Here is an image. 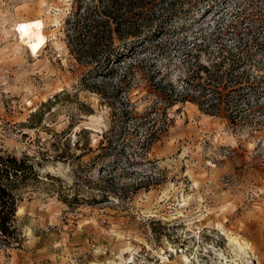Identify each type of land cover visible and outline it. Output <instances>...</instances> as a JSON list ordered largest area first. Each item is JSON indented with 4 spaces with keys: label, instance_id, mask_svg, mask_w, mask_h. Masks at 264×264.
<instances>
[{
    "label": "rangeland",
    "instance_id": "374dc122",
    "mask_svg": "<svg viewBox=\"0 0 264 264\" xmlns=\"http://www.w3.org/2000/svg\"><path fill=\"white\" fill-rule=\"evenodd\" d=\"M72 1L0 0V154L35 169L0 264H264V0H185L106 80L70 53ZM152 106L170 121L146 149L131 110Z\"/></svg>",
    "mask_w": 264,
    "mask_h": 264
},
{
    "label": "trees",
    "instance_id": "16d2710c",
    "mask_svg": "<svg viewBox=\"0 0 264 264\" xmlns=\"http://www.w3.org/2000/svg\"><path fill=\"white\" fill-rule=\"evenodd\" d=\"M184 1L73 0L72 10L65 20L70 53L86 65L90 64L96 74L106 80L113 75L116 65L124 61H129V63L139 61L141 50L163 44L160 34L163 32L164 23L181 10L180 6ZM202 46V43H194L187 49L188 54L195 57L196 53L192 52L200 51ZM237 62L239 64L240 59ZM196 65L194 76L200 79L203 75L199 72H205L204 78L210 84L209 89H206L207 87L204 89L203 96L208 95L204 101L220 106L226 96L223 90H226L227 86L223 85L218 90L211 84H220L225 73H219L216 69L209 70L202 63ZM120 84H123V80ZM121 86L123 85H118V89H121ZM94 90L100 93L98 88ZM163 92L162 94L166 96L163 97L166 104L179 100L183 94L179 90L176 91L174 87L170 90L165 89ZM128 111L127 109L126 112ZM131 112L135 122L149 124L147 134L140 143L141 147L148 149L151 144L160 140L168 132V120L170 119L165 111L159 113L158 107L152 106L140 113L132 109ZM153 112H157V117L151 116ZM34 174V162L30 161L27 156L17 158L11 154H0V235L7 240L13 239L16 235L14 226L17 210L16 198L11 186L16 178L26 180Z\"/></svg>",
    "mask_w": 264,
    "mask_h": 264
},
{
    "label": "bare ground",
    "instance_id": "6f19581e",
    "mask_svg": "<svg viewBox=\"0 0 264 264\" xmlns=\"http://www.w3.org/2000/svg\"><path fill=\"white\" fill-rule=\"evenodd\" d=\"M19 212V211H18ZM239 245V247L241 248V247H243V246H241L240 244H238ZM181 259H183L184 261H188V257L184 254L183 256H182V258ZM180 259V260H181Z\"/></svg>",
    "mask_w": 264,
    "mask_h": 264
}]
</instances>
